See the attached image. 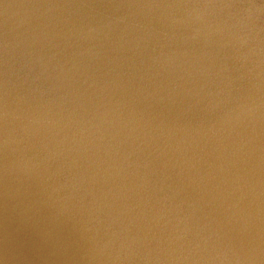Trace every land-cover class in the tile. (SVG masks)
Instances as JSON below:
<instances>
[{
    "label": "water",
    "instance_id": "obj_1",
    "mask_svg": "<svg viewBox=\"0 0 264 264\" xmlns=\"http://www.w3.org/2000/svg\"><path fill=\"white\" fill-rule=\"evenodd\" d=\"M0 264H264V0H0Z\"/></svg>",
    "mask_w": 264,
    "mask_h": 264
}]
</instances>
